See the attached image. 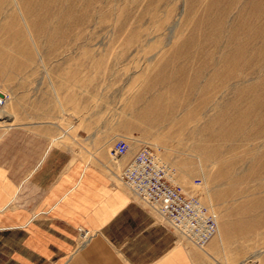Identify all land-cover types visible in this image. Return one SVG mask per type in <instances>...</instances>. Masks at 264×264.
<instances>
[{
	"label": "rangeland",
	"instance_id": "rangeland-1",
	"mask_svg": "<svg viewBox=\"0 0 264 264\" xmlns=\"http://www.w3.org/2000/svg\"><path fill=\"white\" fill-rule=\"evenodd\" d=\"M0 90L1 128L40 130V154L70 147L120 188L131 159L111 147L149 150L217 214L202 248L181 239L204 264H264V0H0Z\"/></svg>",
	"mask_w": 264,
	"mask_h": 264
},
{
	"label": "crops",
	"instance_id": "crops-1",
	"mask_svg": "<svg viewBox=\"0 0 264 264\" xmlns=\"http://www.w3.org/2000/svg\"><path fill=\"white\" fill-rule=\"evenodd\" d=\"M39 138L37 129L0 127V264H204L201 251L116 186L104 164L66 146L40 154ZM136 153L129 149L123 161ZM78 227L93 234L81 246Z\"/></svg>",
	"mask_w": 264,
	"mask_h": 264
},
{
	"label": "built area",
	"instance_id": "built-area-1",
	"mask_svg": "<svg viewBox=\"0 0 264 264\" xmlns=\"http://www.w3.org/2000/svg\"><path fill=\"white\" fill-rule=\"evenodd\" d=\"M8 99L0 90V110ZM128 151V143L120 140L111 147L109 155L117 161ZM117 177L140 204L161 218L180 239L202 248L218 235L215 210L188 196L182 187L171 185L166 170L146 148H141Z\"/></svg>",
	"mask_w": 264,
	"mask_h": 264
},
{
	"label": "bare ground",
	"instance_id": "bare-ground-1",
	"mask_svg": "<svg viewBox=\"0 0 264 264\" xmlns=\"http://www.w3.org/2000/svg\"><path fill=\"white\" fill-rule=\"evenodd\" d=\"M1 111H2V110H1ZM1 111H0V112H1Z\"/></svg>",
	"mask_w": 264,
	"mask_h": 264
}]
</instances>
